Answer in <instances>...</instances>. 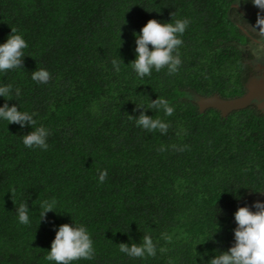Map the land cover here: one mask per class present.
Returning a JSON list of instances; mask_svg holds the SVG:
<instances>
[{"label": "trees", "instance_id": "obj_1", "mask_svg": "<svg viewBox=\"0 0 264 264\" xmlns=\"http://www.w3.org/2000/svg\"><path fill=\"white\" fill-rule=\"evenodd\" d=\"M258 12L251 0H0V44L15 28L28 45L23 68L0 72V86L13 90L0 106L36 120L20 127L0 118V264H56L46 256L64 223L85 226L95 249L70 264H210L227 251L236 209L264 201V114L252 104L226 115L200 110L193 96L246 91L248 45L264 48L249 28ZM149 19L189 21L172 75L153 68L141 78L132 66L134 33ZM121 59L117 72L112 61ZM39 69L50 73L46 84L32 79ZM156 98L173 115L148 109ZM136 105L167 122V133L139 127ZM40 126L47 150L26 147L23 136ZM52 198L57 212L40 221L41 202ZM145 235L155 256L120 252Z\"/></svg>", "mask_w": 264, "mask_h": 264}, {"label": "clouds", "instance_id": "obj_2", "mask_svg": "<svg viewBox=\"0 0 264 264\" xmlns=\"http://www.w3.org/2000/svg\"><path fill=\"white\" fill-rule=\"evenodd\" d=\"M251 3L260 11H264V0H251ZM188 23L187 19L176 20L174 24L149 19L142 26L139 34L134 33L136 58L132 61V66L139 77L151 75L153 68L160 71L167 67L169 75L178 71V66L182 63L178 46L182 44V39L178 38L177 34L182 35ZM249 28L264 36V15L258 12L255 24L249 25ZM27 47L28 45L22 35L18 34L15 28H11V33L6 41L0 44V72L23 68L25 56L23 49ZM120 62H123L122 59L121 61H112L117 72L120 70ZM32 79L38 83L46 84L50 80V73L45 69H39L32 72ZM15 96H21L19 88L15 89ZM0 97H4L6 101L13 100L12 85L0 86ZM136 106L140 109V114L136 120L139 127L148 132L158 130L161 134L167 133L169 127L167 122L160 118L153 119L152 116L145 114L143 106ZM148 109L162 110L166 116H171L174 112V108L164 98L151 100ZM34 115L35 113L19 111L15 104L9 106L8 103H4L3 106H0V118L8 123L18 124L20 127L36 125ZM129 118L131 119L132 116L130 115ZM48 135L49 132L46 128L43 126L36 127L35 130L23 136V144L28 148L47 150ZM164 150L161 147L160 151ZM106 178L107 170L105 169L99 173L98 179L100 183H103ZM260 193L264 195V192ZM56 203L55 198L41 202L40 221L46 219L48 212H57L55 211ZM253 208L255 211L252 210ZM17 211L19 222L28 224L29 216L27 215L28 205L26 202L21 203ZM234 219L236 221V227L233 230L234 243L227 251L219 252V255L212 257L210 264H264V201H254L251 208L247 205L238 207L234 212ZM119 250L133 258L156 255V248L149 235L143 237V243L140 245L132 243L129 246L128 243H120ZM94 256L93 241L86 227L64 223L56 230L46 259L55 261L56 264H70V262L80 259L91 260Z\"/></svg>", "mask_w": 264, "mask_h": 264}, {"label": "water", "instance_id": "obj_3", "mask_svg": "<svg viewBox=\"0 0 264 264\" xmlns=\"http://www.w3.org/2000/svg\"><path fill=\"white\" fill-rule=\"evenodd\" d=\"M260 78H262L261 75L258 77L253 76V80H249V82L246 83V91L241 96L223 98L217 94H212L210 96L196 95L198 98H196V101L200 110L205 107H215L222 115H226L229 111L244 107L248 104L254 105L264 114V80L261 82L262 79L260 80ZM255 100L258 101L256 105L254 104Z\"/></svg>", "mask_w": 264, "mask_h": 264}, {"label": "rangeland", "instance_id": "obj_4", "mask_svg": "<svg viewBox=\"0 0 264 264\" xmlns=\"http://www.w3.org/2000/svg\"><path fill=\"white\" fill-rule=\"evenodd\" d=\"M248 49L251 51V57L247 59V63L250 66L248 78L246 79V83L253 80V76L258 77L261 75L262 79L261 82L264 80V48L262 47L260 41L256 42L254 47H250V44L248 45ZM256 80V79H255ZM258 82V81H257ZM195 99L197 98L196 95L193 96ZM198 99V98H197ZM196 99V100H197ZM258 103L257 100L254 101V104L256 105ZM264 198V196H263Z\"/></svg>", "mask_w": 264, "mask_h": 264}, {"label": "flooded vegetation", "instance_id": "obj_5", "mask_svg": "<svg viewBox=\"0 0 264 264\" xmlns=\"http://www.w3.org/2000/svg\"><path fill=\"white\" fill-rule=\"evenodd\" d=\"M238 5H241L242 6V3H240V2H238ZM246 32V33H245ZM244 33L249 37V38H251L252 40H258V38H256V37H254L253 35H250V33H247V31H245ZM248 38V39H249Z\"/></svg>", "mask_w": 264, "mask_h": 264}]
</instances>
